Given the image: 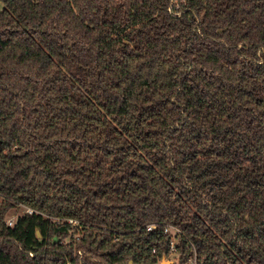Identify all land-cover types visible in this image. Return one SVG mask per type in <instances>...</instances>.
<instances>
[{"label": "trees", "instance_id": "16d2710c", "mask_svg": "<svg viewBox=\"0 0 264 264\" xmlns=\"http://www.w3.org/2000/svg\"><path fill=\"white\" fill-rule=\"evenodd\" d=\"M166 227L264 264V0H0V264H160Z\"/></svg>", "mask_w": 264, "mask_h": 264}, {"label": "rangeland", "instance_id": "374dc122", "mask_svg": "<svg viewBox=\"0 0 264 264\" xmlns=\"http://www.w3.org/2000/svg\"><path fill=\"white\" fill-rule=\"evenodd\" d=\"M25 212H29V210L25 209L24 207H17L15 209L10 210L6 217H5V222L11 221V222H15L16 218L23 215ZM167 233H169V235L171 236V241H175L176 239V235L178 234V230L174 227H168L166 229ZM175 254L171 253L169 255L168 260L169 261H173V259L175 258Z\"/></svg>", "mask_w": 264, "mask_h": 264}, {"label": "built area", "instance_id": "2783aa9c", "mask_svg": "<svg viewBox=\"0 0 264 264\" xmlns=\"http://www.w3.org/2000/svg\"><path fill=\"white\" fill-rule=\"evenodd\" d=\"M30 212V211H29ZM70 224H72V225H75L76 223L75 222H73V221H68ZM6 224L8 225V226H12L13 224H14V222H11V221H8V222H6ZM154 228V226H147L146 227V229L147 230H151V229H153ZM168 227H166V229H167ZM166 229H165V232L167 233V231H166ZM178 232V231H177ZM169 234V233H168ZM178 235V234H177ZM177 235H176V237H177ZM175 241H176V239H175ZM174 241V242H175ZM173 241H171V249H170V254L171 253H174L175 254V252H174V248H173V243H174ZM169 254V255H170ZM168 258H169V256L167 257V258H164L163 260L165 261V260H168ZM188 264H196V261H195V258L193 259V260H190L189 261V263Z\"/></svg>", "mask_w": 264, "mask_h": 264}, {"label": "water", "instance_id": "95a60500", "mask_svg": "<svg viewBox=\"0 0 264 264\" xmlns=\"http://www.w3.org/2000/svg\"><path fill=\"white\" fill-rule=\"evenodd\" d=\"M127 264H132V262L131 261H129ZM160 264H172V261H169V260H162L161 262H160Z\"/></svg>", "mask_w": 264, "mask_h": 264}]
</instances>
